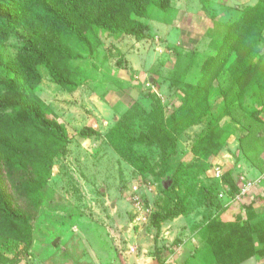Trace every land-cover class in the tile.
I'll return each instance as SVG.
<instances>
[{
  "label": "rangeland",
  "instance_id": "obj_1",
  "mask_svg": "<svg viewBox=\"0 0 264 264\" xmlns=\"http://www.w3.org/2000/svg\"><path fill=\"white\" fill-rule=\"evenodd\" d=\"M259 3L170 0L132 16L149 27L141 42L102 30L87 48L69 41L71 85L36 67L33 93L69 142L33 246L11 243L7 264H224L216 256L242 244L239 264H264V69L241 94L234 62L205 78L233 23ZM244 45L263 50L264 31ZM17 48L0 45L4 62ZM155 107L175 152L154 130ZM85 127L97 135L81 137Z\"/></svg>",
  "mask_w": 264,
  "mask_h": 264
},
{
  "label": "trees",
  "instance_id": "obj_2",
  "mask_svg": "<svg viewBox=\"0 0 264 264\" xmlns=\"http://www.w3.org/2000/svg\"><path fill=\"white\" fill-rule=\"evenodd\" d=\"M169 4L170 0H0V45L13 40L18 46V56L6 62L0 52V264L9 263L2 251L11 243L33 246L39 234L36 223L51 199L48 179L54 158L66 153L69 142L66 131L47 117L33 93L40 81L36 67L44 66L57 84L71 85L65 64L77 55L68 48L69 41L87 48L96 40V31L102 30L141 42L148 37L149 27L132 16L145 18L149 8L167 9ZM262 4L246 8L233 23L221 42L223 57L217 55L216 61L205 67L208 85L232 62L228 70L235 77L238 94L255 83L264 69V49L254 51L244 42L251 31L259 38L264 31ZM60 56L67 61L60 64L53 59ZM121 64L119 59L117 66ZM154 116L156 134L164 136L175 152L176 144L164 129L160 108H154ZM79 135L88 138L97 131L85 127ZM167 188L163 184V189ZM246 247L239 245L232 255L216 259L239 264L247 257L239 255Z\"/></svg>",
  "mask_w": 264,
  "mask_h": 264
},
{
  "label": "built area",
  "instance_id": "obj_3",
  "mask_svg": "<svg viewBox=\"0 0 264 264\" xmlns=\"http://www.w3.org/2000/svg\"><path fill=\"white\" fill-rule=\"evenodd\" d=\"M253 186V183H245L244 187L241 189L240 195H245V193Z\"/></svg>",
  "mask_w": 264,
  "mask_h": 264
}]
</instances>
